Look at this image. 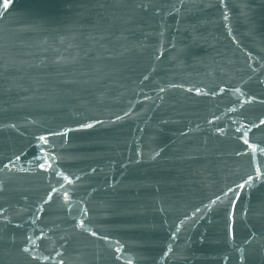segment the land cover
<instances>
[{
	"label": "water",
	"instance_id": "obj_1",
	"mask_svg": "<svg viewBox=\"0 0 264 264\" xmlns=\"http://www.w3.org/2000/svg\"><path fill=\"white\" fill-rule=\"evenodd\" d=\"M0 264H264V0H0Z\"/></svg>",
	"mask_w": 264,
	"mask_h": 264
},
{
	"label": "snow or ice",
	"instance_id": "obj_2",
	"mask_svg": "<svg viewBox=\"0 0 264 264\" xmlns=\"http://www.w3.org/2000/svg\"><path fill=\"white\" fill-rule=\"evenodd\" d=\"M88 127H92L91 125H88ZM41 140H44L45 138L42 136L40 137ZM245 143H248V141H245ZM240 187H243V185H241Z\"/></svg>",
	"mask_w": 264,
	"mask_h": 264
}]
</instances>
